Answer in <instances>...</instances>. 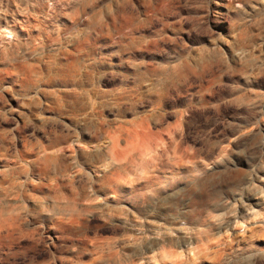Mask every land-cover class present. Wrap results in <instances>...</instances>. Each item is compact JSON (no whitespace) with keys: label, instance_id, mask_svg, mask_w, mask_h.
Wrapping results in <instances>:
<instances>
[{"label":"clouds","instance_id":"9594fccd","mask_svg":"<svg viewBox=\"0 0 264 264\" xmlns=\"http://www.w3.org/2000/svg\"><path fill=\"white\" fill-rule=\"evenodd\" d=\"M218 2L0 0V13L15 4L26 17L20 31L0 27V119L13 120L33 153L26 159L13 132L0 131L10 145L0 142V160L15 165L0 170L8 181H0V240L15 225L38 237L54 230L65 241L58 254H28L18 264H64L69 257L71 264H152V257L125 251L138 238L119 233L127 225L113 222L108 201L116 192L107 189L118 176L128 204L155 192L178 205L184 220H203L207 226L199 231L214 241L212 264H264V0H227V12L217 15ZM193 14L189 35L207 33L211 47L185 41ZM210 17L227 31L209 27ZM8 73L17 78L3 84ZM196 108L213 113L206 126L187 123L185 135L201 155L176 167L159 140L175 124L173 113ZM131 143L152 147L147 171ZM149 176L157 178L144 182ZM193 201L194 218L187 216ZM192 248L189 243V260Z\"/></svg>","mask_w":264,"mask_h":264},{"label":"rangeland","instance_id":"374dc122","mask_svg":"<svg viewBox=\"0 0 264 264\" xmlns=\"http://www.w3.org/2000/svg\"><path fill=\"white\" fill-rule=\"evenodd\" d=\"M227 4V0H224ZM213 11L217 12L216 4L212 5ZM227 8H225V13ZM219 13L217 12V15ZM26 19L22 15V11L17 9L15 4L8 5L7 13H0V27H6L10 31H20V24ZM33 24L36 21H32ZM195 23V14H193L192 22L185 24L184 39L187 43L194 44L197 40H202L205 42L207 47H211L210 38L207 33H200L193 30L189 35L188 29L193 28ZM209 27L213 30H218L221 32H226L227 28L224 24L216 22L214 17L209 18ZM170 35H175L170 30ZM23 35V33H21ZM31 35H39L36 29H31ZM17 77L8 73L2 78L3 84H10ZM239 79V77H232ZM227 80L228 77H225ZM261 81H264V77H259ZM209 89H211V84H209ZM215 92L209 91L208 97L214 98ZM5 99L8 103L14 107H19V102L15 100L10 93H5ZM41 99L45 102V106L49 103H55L51 98L47 96H41ZM183 98L181 97L180 102ZM0 108H4V104L0 102ZM22 111H27V109H21ZM175 116V124L170 125L169 130L163 134L162 139L159 140V145L165 149L170 150L174 159V166L183 167L187 166L196 161V157L201 155L200 152H193V148L190 146L195 143L190 141L185 135L188 121L193 122V126L199 124L201 126H206L211 123L208 118L213 115L210 110H202L199 108L193 109L185 114L184 111H178L173 113ZM12 116L16 118V121L20 123L21 129L25 132H30L31 129H24V124L22 118L19 117L18 113H13ZM15 123L12 119L4 121L0 119V131H12L13 135L17 137L15 149L18 150L26 159H31L33 153L26 150V141L22 139V133L19 131H13L15 129ZM38 136H43L44 133L38 132ZM215 136V133H213ZM4 147H10L9 141L7 139L0 140ZM46 143V141H45ZM203 144L204 141L199 142ZM141 149L142 160L139 164L140 167L147 171V165L152 164L154 161V153L152 147L148 145H140L138 143L129 144V148L132 152H135L137 148ZM77 151H81L77 149ZM120 151L124 149L120 148ZM5 167H15V165H10L7 160H0V170ZM155 170L161 171L162 167L157 162L155 164ZM155 176H149L144 182L151 183L152 180L156 179ZM24 179V177H21ZM122 176L115 177L109 181L112 185L111 188L107 189L109 192L115 191L116 196L110 198L108 203L112 206V219L113 222L119 225H127L126 228L122 227L117 231L121 234L137 237L138 239L133 241L136 247L126 249L129 255L136 253V257H152V264L159 261V264H212L211 257L208 255L212 252L214 247V241L209 233H202L199 229L205 228L207 225L201 220L199 223H190L184 220L182 216L177 214L178 205L170 202V198H160L155 192H150L143 197V203L130 205L127 201L123 200L121 197L122 191H127L125 184L119 182L122 180ZM0 181L8 183L5 177L0 176ZM264 186V185H262ZM158 201V202H157ZM193 212L187 213L188 217H196V202L193 201ZM211 215V210L205 214V219ZM213 219H216L213 217ZM42 231H44L42 229ZM105 231L111 232L110 229ZM139 237H146L140 240ZM112 237L109 235V241ZM65 242L62 234H57L54 230L44 231L43 237H38L37 234H29L27 232L21 233L15 225H10L8 230L4 232L3 239L0 240V264H18L19 260L23 259L28 254H33L37 256H47L49 251L54 254L59 253V245ZM67 243H71V238H69ZM193 245L191 259L187 255L188 244ZM180 248H184L185 252L181 253ZM158 251L160 253L159 257H153L152 253ZM10 253H16V255H10ZM136 257H133L134 259ZM207 257V258H205ZM71 257L65 260L64 264H71ZM59 264V262H58ZM145 264H149L146 260Z\"/></svg>","mask_w":264,"mask_h":264},{"label":"bare ground","instance_id":"6f19581e","mask_svg":"<svg viewBox=\"0 0 264 264\" xmlns=\"http://www.w3.org/2000/svg\"><path fill=\"white\" fill-rule=\"evenodd\" d=\"M216 7H217V12H225V8H226V4L224 2V0H219L218 3H216Z\"/></svg>","mask_w":264,"mask_h":264}]
</instances>
